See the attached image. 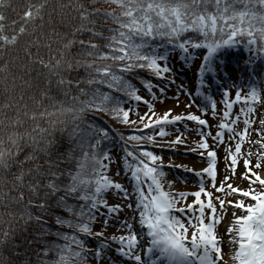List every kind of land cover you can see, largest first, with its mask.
<instances>
[{
    "label": "trees",
    "instance_id": "trees-1",
    "mask_svg": "<svg viewBox=\"0 0 264 264\" xmlns=\"http://www.w3.org/2000/svg\"><path fill=\"white\" fill-rule=\"evenodd\" d=\"M231 36L264 56V0H1L0 264H89L111 152L155 138L128 120L153 63Z\"/></svg>",
    "mask_w": 264,
    "mask_h": 264
},
{
    "label": "rangeland",
    "instance_id": "rangeland-1",
    "mask_svg": "<svg viewBox=\"0 0 264 264\" xmlns=\"http://www.w3.org/2000/svg\"><path fill=\"white\" fill-rule=\"evenodd\" d=\"M202 53L189 66L173 57L167 78L159 81L164 86L153 100L147 97L150 105L128 113L131 123L155 126L159 134L150 142L158 152L151 157L163 165L160 181L170 200L158 195L153 201V185L140 166L113 153L105 171L114 184L107 201L111 216L95 228L120 245L110 256L89 253L92 264H264V78L257 77L250 93L236 69L220 73L218 87L208 83L202 100L193 87ZM154 165L150 171L157 170ZM159 212L170 214V226ZM235 222L242 228L238 237L221 247L213 243L224 224Z\"/></svg>",
    "mask_w": 264,
    "mask_h": 264
},
{
    "label": "bare ground",
    "instance_id": "bare-ground-1",
    "mask_svg": "<svg viewBox=\"0 0 264 264\" xmlns=\"http://www.w3.org/2000/svg\"><path fill=\"white\" fill-rule=\"evenodd\" d=\"M218 219V217H216V220ZM224 227H225V232H219L218 233V235H219V245L220 246H222V244H224L225 242H226V239H231V238H235L237 235H236V233H238L239 234V229H240V227L237 225V224H235V223H229V224H224L223 225ZM233 228H235L236 229V232H235V234H231L230 233V230L231 229H233ZM230 241H232V240H230ZM227 249L228 248H225V249H223L224 251H227ZM230 249V248H229Z\"/></svg>",
    "mask_w": 264,
    "mask_h": 264
},
{
    "label": "water",
    "instance_id": "water-1",
    "mask_svg": "<svg viewBox=\"0 0 264 264\" xmlns=\"http://www.w3.org/2000/svg\"><path fill=\"white\" fill-rule=\"evenodd\" d=\"M1 1V0H0Z\"/></svg>",
    "mask_w": 264,
    "mask_h": 264
}]
</instances>
